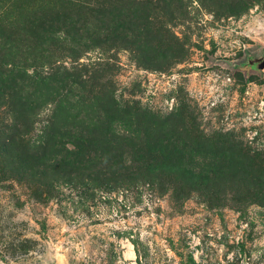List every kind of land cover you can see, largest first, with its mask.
<instances>
[{"label":"rangeland","instance_id":"rangeland-1","mask_svg":"<svg viewBox=\"0 0 264 264\" xmlns=\"http://www.w3.org/2000/svg\"><path fill=\"white\" fill-rule=\"evenodd\" d=\"M248 54L264 0H0V264H264Z\"/></svg>","mask_w":264,"mask_h":264},{"label":"water","instance_id":"water-1","mask_svg":"<svg viewBox=\"0 0 264 264\" xmlns=\"http://www.w3.org/2000/svg\"><path fill=\"white\" fill-rule=\"evenodd\" d=\"M255 64L254 68L245 69L244 71H248L250 69L254 71H261L264 69V54H261L259 56H252L250 54L246 55L245 61L241 63H230V66L232 68H239L244 69L246 65H252ZM47 264H61L58 260L52 258L50 261L47 262Z\"/></svg>","mask_w":264,"mask_h":264},{"label":"trees","instance_id":"trees-1","mask_svg":"<svg viewBox=\"0 0 264 264\" xmlns=\"http://www.w3.org/2000/svg\"><path fill=\"white\" fill-rule=\"evenodd\" d=\"M82 140H83V143L82 144H85L84 142H86V141H91V139H86V140H84V138H82ZM88 145H90V144H85V146H88ZM78 148H81L82 149V147H81V144H80V146L78 147ZM77 154H81V153H79V151H77Z\"/></svg>","mask_w":264,"mask_h":264},{"label":"flooded vegetation","instance_id":"flooded-vegetation-1","mask_svg":"<svg viewBox=\"0 0 264 264\" xmlns=\"http://www.w3.org/2000/svg\"><path fill=\"white\" fill-rule=\"evenodd\" d=\"M255 64L252 65H246L244 69L254 68Z\"/></svg>","mask_w":264,"mask_h":264},{"label":"bare ground","instance_id":"bare-ground-1","mask_svg":"<svg viewBox=\"0 0 264 264\" xmlns=\"http://www.w3.org/2000/svg\"><path fill=\"white\" fill-rule=\"evenodd\" d=\"M127 255H128L129 257H132V252L129 250V251L127 252Z\"/></svg>","mask_w":264,"mask_h":264}]
</instances>
